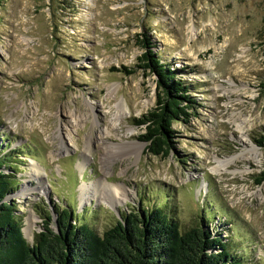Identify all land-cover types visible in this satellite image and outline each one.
<instances>
[{
    "label": "rangeland",
    "instance_id": "obj_1",
    "mask_svg": "<svg viewBox=\"0 0 264 264\" xmlns=\"http://www.w3.org/2000/svg\"><path fill=\"white\" fill-rule=\"evenodd\" d=\"M144 40L196 98L167 155L137 138L134 120L158 93L137 66ZM263 84L264 0H0V155H18L15 172L3 169L19 181L9 199L24 236L43 230L35 207L53 220L54 206L76 210L101 234L130 209L162 205L182 231L204 217L229 252L264 264ZM242 120L261 160L225 169L254 156Z\"/></svg>",
    "mask_w": 264,
    "mask_h": 264
},
{
    "label": "trees",
    "instance_id": "obj_2",
    "mask_svg": "<svg viewBox=\"0 0 264 264\" xmlns=\"http://www.w3.org/2000/svg\"><path fill=\"white\" fill-rule=\"evenodd\" d=\"M147 43L142 41L146 49L137 66L157 76V100L155 107L134 122L144 127L137 138L146 142V150L167 155L175 134L173 123L188 121L196 98L189 93L188 84L178 78L182 70L171 69ZM17 156L15 149L0 155V264H245L229 252L225 237L209 230L204 217L202 223L182 231L162 205L130 209L101 234L87 221H80L76 210L54 206L53 220L50 211L35 207L43 219V230L29 242L16 212L17 203L6 199L19 181L3 166L15 172ZM262 181L264 169L256 183Z\"/></svg>",
    "mask_w": 264,
    "mask_h": 264
},
{
    "label": "bare ground",
    "instance_id": "obj_3",
    "mask_svg": "<svg viewBox=\"0 0 264 264\" xmlns=\"http://www.w3.org/2000/svg\"><path fill=\"white\" fill-rule=\"evenodd\" d=\"M194 26H192L191 25V27L189 28V31L191 32V33H193L194 34ZM245 53H246V50L243 48L242 49V51H241V53H238V59L236 60V64L235 65H233L232 66V70L234 69V70H236L237 69V64H238V61H240V59H242L243 57H244V55H245ZM236 68V69H235ZM235 72V71H234ZM119 107V110L120 111H123V108L121 107V104L118 106ZM117 116H120L121 117V113L119 114V115H117ZM235 122V126H236V129H237V131L241 134V138L240 139H242V140H247L248 141V143H250V145H251V150L254 152V156L253 155H246V157H245V153L243 152V153H239L238 155H235V156H232V157H230V158H227V159H224L223 161H219L220 162V164H219V166L221 165V166H225V169H227L226 167L230 164V163H232L233 161H235L236 159H239L240 157H241V159H244V158H248V159H252V158H250L251 156L252 157H255V155H257V160L258 161H260L261 159H260V157L262 156V152L261 151H259V150H257L256 148H255V146H254V144H253V142L250 140V139H247V137H246V131H247V127L245 126V123H246V121L245 120H242V122H236V121H234ZM138 147H140L141 148V151H142V147L141 146H138ZM250 156V157H249ZM260 159V160H259ZM253 160V159H252ZM42 188V187H41ZM40 188V189H41ZM118 188H120V187H116L115 186V188L113 187V189H111V196H113L114 194H116L117 192H118ZM83 190V189H82ZM27 190H26V188L25 187H22V190L21 191H19L20 193L19 194H24L25 192H26ZM85 192H87V188L85 189Z\"/></svg>",
    "mask_w": 264,
    "mask_h": 264
},
{
    "label": "water",
    "instance_id": "obj_4",
    "mask_svg": "<svg viewBox=\"0 0 264 264\" xmlns=\"http://www.w3.org/2000/svg\"><path fill=\"white\" fill-rule=\"evenodd\" d=\"M6 199H9V196H7V198Z\"/></svg>",
    "mask_w": 264,
    "mask_h": 264
}]
</instances>
